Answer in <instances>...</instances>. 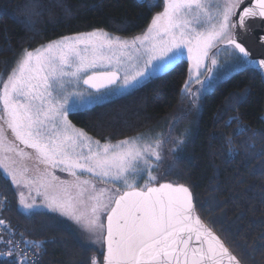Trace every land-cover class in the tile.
Returning a JSON list of instances; mask_svg holds the SVG:
<instances>
[{
  "label": "snow or ice",
  "instance_id": "1",
  "mask_svg": "<svg viewBox=\"0 0 264 264\" xmlns=\"http://www.w3.org/2000/svg\"><path fill=\"white\" fill-rule=\"evenodd\" d=\"M137 3L149 12L162 7L141 35L126 39L96 29L21 49L0 80V178L14 186L22 215L44 208L52 219L66 218L80 230L71 235L85 251L106 243L103 264H241L196 215L190 188L160 183L154 175L166 145H172L175 162L187 147L188 130L172 135L178 120L166 136L146 133L102 143L72 119L131 95L184 63L189 67L181 96L193 107L241 71L264 79V0ZM233 122L238 118L226 126ZM246 131L239 127L234 135ZM228 144L226 154L234 156ZM3 210H10L6 201ZM4 231L9 239L0 242V264H40L42 242L24 240L23 233L16 240L14 232ZM84 233L89 243L80 239ZM89 264H97L96 258Z\"/></svg>",
  "mask_w": 264,
  "mask_h": 264
},
{
  "label": "trees",
  "instance_id": "2",
  "mask_svg": "<svg viewBox=\"0 0 264 264\" xmlns=\"http://www.w3.org/2000/svg\"><path fill=\"white\" fill-rule=\"evenodd\" d=\"M158 9L149 12L137 0H0V76L7 77L21 49L96 29L133 36L146 28ZM187 78L184 63L72 122L96 139L116 141L152 132L166 136L178 120L172 135L188 130L187 147L179 162L169 152L172 145L164 147L159 182L188 186L197 214L241 264H264V79L252 71L234 74L202 100L194 115L181 96ZM238 97L243 99L237 106ZM234 117L238 123L226 126ZM239 127L248 131L234 135ZM229 141L234 156L226 154ZM170 165L173 170L165 175ZM4 201L10 210H3ZM40 213L27 217L18 212L10 181L0 178V219L16 240L23 233L24 240L43 243L40 264H89L93 257L102 264L104 250L85 251L71 235L77 232L72 224Z\"/></svg>",
  "mask_w": 264,
  "mask_h": 264
},
{
  "label": "rangeland",
  "instance_id": "3",
  "mask_svg": "<svg viewBox=\"0 0 264 264\" xmlns=\"http://www.w3.org/2000/svg\"><path fill=\"white\" fill-rule=\"evenodd\" d=\"M149 2H151V0H149ZM160 11H162V7L161 8H159L158 10H155V12H154V14H153V16L154 15H156L158 12H160ZM152 16V17H153ZM151 22V21H150ZM150 24V23H149ZM149 24L146 26V28H144L141 32H139V33H137V34H135V35H133V36H129V37H123V36H120V37H122V38H126V39H130L131 37H134V36H138V35H141L146 29H147V27L149 26ZM93 31V30H92ZM106 31V30H105ZM89 32H91V31H89ZM108 32V31H107ZM87 33V32H86ZM110 33V32H109ZM112 34V33H111ZM113 35H115V34H113ZM69 36H71V35H69ZM116 36H118V35H116ZM219 59L220 60H225L226 59V54H224V53H221V55H220V57H219ZM187 67H189V64L187 63ZM4 78H2L1 76H0V80H3ZM6 79V78H5ZM196 87H198V85L196 86ZM185 99V98H184ZM201 103H202V101H201ZM201 103H200V105H198L197 107H193V106H191L190 105V103H189V101H188V99H185V101H184V106H186L188 109L189 108H191L192 109V113L195 115L197 112H198V110L200 109V107H201ZM186 110V113L188 112V113H191L189 110ZM73 123V122H72ZM74 124V123H73ZM75 125V124H74ZM75 127L76 128H78V129H81V128H79L78 126H76L75 125ZM84 131V130H83ZM85 132V131H84ZM88 134V133H87ZM152 135H157V134H160V133H158V132H152L151 133ZM89 136H91L93 139H96L95 137H93L92 135H90V134H88ZM161 135V134H160ZM138 136H140V135H138ZM133 137H137V136H133ZM124 139H127V138H124ZM124 139H120V140H116V141H111L112 143H116V142H118V141H121V140H124ZM102 143H103V141H101ZM163 156H164V158H163V161H165V159H166V157H165V153H163ZM24 163H26L27 165H28V167L31 169L32 167H33V163L31 162V161H25ZM32 173L30 172L29 173V175H31ZM58 175H60L62 178H65V177H67V174L66 173H57ZM154 175H156L157 177H158V181H161L162 180V177L157 173V171L154 173ZM69 179H70V177H68ZM10 181V180H9ZM10 183H11V181H10ZM12 185V184H11ZM12 187H13V190H14V193L16 194V191H15V188H14V186L12 185ZM16 197H17V194H16ZM37 203H42V200L40 199V198H37ZM40 211H44V212H48L47 211V209H44V208H41L40 209ZM49 213V212H48ZM63 220H65V221H67V222H69L70 224H72V222L71 221H69V220H67L66 218H63V217H61ZM73 226H74V228L76 229V231H77V233L79 234L80 233V230L78 229V227L76 226V225H74V224H72ZM4 227H7V229H8V231H10L9 230V228H8V225L6 224L5 226H0V242H2L3 240H6V239H9V236H8V232H5L4 231ZM87 236V233H84L83 235H81L80 236V238H81V240L82 241H84L85 243H89L87 240H85V237ZM91 247H94L95 249H97L98 251H103V248H104V242H100V241H98L97 243H95L94 245H91ZM98 264V263H97Z\"/></svg>",
  "mask_w": 264,
  "mask_h": 264
},
{
  "label": "water",
  "instance_id": "4",
  "mask_svg": "<svg viewBox=\"0 0 264 264\" xmlns=\"http://www.w3.org/2000/svg\"><path fill=\"white\" fill-rule=\"evenodd\" d=\"M256 31L258 32L259 31V29L257 28L256 29ZM249 39L250 40H254L255 39V36L254 35H251L250 37H249ZM258 51V48H253V52L255 53V52H257ZM161 183H166V182H161ZM175 184V183H174ZM196 215L197 216H199L198 214H197V212H196ZM199 218H200V216H199ZM201 219V218H200ZM202 220V219H201ZM202 222L204 223V221L202 220ZM205 224V223H204ZM205 226L206 227H208L206 224H205ZM209 228V227H208ZM212 232H213V234L214 235H216L218 238H219V236L212 230ZM220 239V238H219ZM221 240V239H220ZM221 242L225 245V243L221 240ZM226 246V245H225ZM227 247V246H226ZM228 248V247H227ZM103 255L104 254H106V243H104V248H103ZM228 250H229V252L232 254V255H234L231 251H230V249L228 248ZM235 256V255H234ZM102 264H103V260H102Z\"/></svg>",
  "mask_w": 264,
  "mask_h": 264
}]
</instances>
